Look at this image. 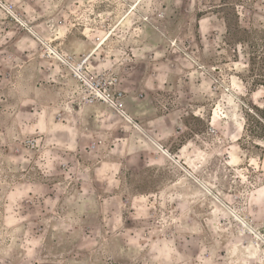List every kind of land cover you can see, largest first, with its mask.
I'll return each mask as SVG.
<instances>
[{
  "label": "rangeland",
  "instance_id": "obj_1",
  "mask_svg": "<svg viewBox=\"0 0 264 264\" xmlns=\"http://www.w3.org/2000/svg\"><path fill=\"white\" fill-rule=\"evenodd\" d=\"M263 104L264 0H0V264H264Z\"/></svg>",
  "mask_w": 264,
  "mask_h": 264
},
{
  "label": "built area",
  "instance_id": "obj_2",
  "mask_svg": "<svg viewBox=\"0 0 264 264\" xmlns=\"http://www.w3.org/2000/svg\"><path fill=\"white\" fill-rule=\"evenodd\" d=\"M86 85L92 91L90 96L91 101L102 102L104 104H108L116 111H122V104L119 101V98L115 94H110L106 87L101 86L98 81L88 80Z\"/></svg>",
  "mask_w": 264,
  "mask_h": 264
},
{
  "label": "trees",
  "instance_id": "obj_3",
  "mask_svg": "<svg viewBox=\"0 0 264 264\" xmlns=\"http://www.w3.org/2000/svg\"><path fill=\"white\" fill-rule=\"evenodd\" d=\"M255 111L252 112V122L254 127H258L264 132V104L261 107H255ZM253 136V134H251Z\"/></svg>",
  "mask_w": 264,
  "mask_h": 264
}]
</instances>
